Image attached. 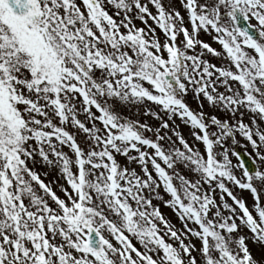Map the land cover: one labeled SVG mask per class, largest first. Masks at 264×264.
<instances>
[{
    "label": "snow or ice",
    "instance_id": "6c2138e0",
    "mask_svg": "<svg viewBox=\"0 0 264 264\" xmlns=\"http://www.w3.org/2000/svg\"><path fill=\"white\" fill-rule=\"evenodd\" d=\"M178 3L0 0V264H264V0Z\"/></svg>",
    "mask_w": 264,
    "mask_h": 264
},
{
    "label": "rangeland",
    "instance_id": "374dc122",
    "mask_svg": "<svg viewBox=\"0 0 264 264\" xmlns=\"http://www.w3.org/2000/svg\"><path fill=\"white\" fill-rule=\"evenodd\" d=\"M176 6L179 8L178 0H177ZM153 11H154V9H153ZM181 11H182V14H183V10L182 9H181ZM136 23H137V26H143L142 24H140L139 21H137ZM149 23H151V21H149ZM251 23H253L255 25L257 22L255 20H252ZM157 33L159 34L161 41H163L164 37H163V34L160 33L159 29H157ZM201 39L204 40L205 42L210 43L212 45V47H214V48L220 49V47H221L219 44L213 43L212 37L209 36V35L202 34L201 35ZM214 62L219 64L218 60H214ZM185 100H186V102L189 104V106L192 109L199 110L198 101H197V99L193 98L191 93L187 97H185ZM120 111L122 112L123 115H125V116H127V117H129L131 119H138L142 123L143 122H147V123L152 124L154 126H157V127L159 126V122L158 121H155V120H153L150 117H145L143 115V112L140 109H137V108H121ZM204 111L208 115H213V114H215V115H223L222 110L221 111H217V109L209 106L207 104V102H204ZM243 119H244L245 123H249V118H248L247 115H245L243 117ZM176 124L179 125L177 130L184 135L185 139H187L190 144L194 143L193 138L191 136V130L188 127H186L185 125H183L179 120H176ZM169 135H171V132H169ZM173 138L175 139V137H173ZM236 139H237L238 143L236 145H231V147L234 148L236 151L237 150H241V151L247 153L251 158H255V152L253 151L250 143L248 141H246L244 138H242L241 136H239V135H237ZM197 147H199V149L201 151H203V145L197 144ZM65 151H67V149H65ZM229 155H230V158L232 159L234 164L238 163L237 158L235 156H232L231 152L229 153ZM256 164L261 170H264V162H261V161H259L257 159ZM237 174L239 175L240 173L238 172ZM48 179H53V180L56 179V173L55 172L51 173L49 175ZM235 192H236V194L245 197L246 201H247V203L249 205L252 204L253 200H252V196H251V194L249 192H247V191H243L242 192L239 189H236ZM262 200H264V197H262ZM228 202L231 203L230 200ZM161 210L166 215V217H168L171 220V222L174 223L178 228L182 227L180 222L176 219L174 213H172L171 209L164 208L161 205ZM137 246H139V245H137ZM252 251H253L254 255L257 257V259H259L260 255H261L260 249H258L257 247L253 246Z\"/></svg>",
    "mask_w": 264,
    "mask_h": 264
},
{
    "label": "water",
    "instance_id": "95a60500",
    "mask_svg": "<svg viewBox=\"0 0 264 264\" xmlns=\"http://www.w3.org/2000/svg\"><path fill=\"white\" fill-rule=\"evenodd\" d=\"M238 152H240L242 155H244V158H245V160L247 161V166L249 167V168H251L252 167V164H251V157L247 154V153H245V152H243V151H241V150H237ZM245 154H247V155H245Z\"/></svg>",
    "mask_w": 264,
    "mask_h": 264
}]
</instances>
